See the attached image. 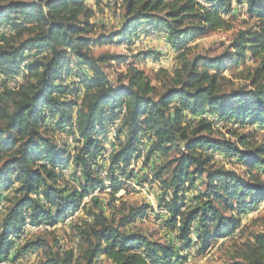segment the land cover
Here are the masks:
<instances>
[{"label":"trees","instance_id":"16d2710c","mask_svg":"<svg viewBox=\"0 0 264 264\" xmlns=\"http://www.w3.org/2000/svg\"><path fill=\"white\" fill-rule=\"evenodd\" d=\"M234 1L125 0L120 28L96 35L89 0H0V27L13 33L0 40V262L43 250L46 257L37 264H97L100 257L111 264H182L190 258L185 251L204 253L243 231V216L264 201V144L254 142L253 132H237L248 125L264 131V0H237L246 4V26L223 53L186 58L199 37L233 28ZM152 32L172 49H184V61L173 74L163 71L160 87L129 55L93 53L105 43L129 49ZM111 62L126 64L125 81L109 78L104 66ZM233 65L246 66L249 84L226 91L221 79ZM204 113L237 130L231 138L221 134L215 121L200 118ZM120 117L108 165L105 136ZM56 133L72 136L76 147L58 143ZM142 145L144 165L155 155L175 153L150 169L160 185L156 200L166 211L164 227L179 246L134 228L154 210L151 203L129 207L118 220L114 209L107 213L128 182H149L131 168ZM217 154L242 170L214 166ZM108 188L111 200L93 195L83 202ZM78 211L82 224L70 225L80 237L81 256L54 251L41 235L18 248L15 239L29 224L55 227ZM228 264H264V232L253 233Z\"/></svg>","mask_w":264,"mask_h":264},{"label":"rangeland","instance_id":"374dc122","mask_svg":"<svg viewBox=\"0 0 264 264\" xmlns=\"http://www.w3.org/2000/svg\"><path fill=\"white\" fill-rule=\"evenodd\" d=\"M89 4L95 8V16L92 21L97 24L96 35L103 33H110L114 30L120 28L123 16L125 13V0H89ZM234 4V14L235 18L231 19V24L233 26L230 30H217L202 37H199L197 40L190 44L191 50L188 52L186 58L192 59L197 54L210 55L215 56L223 53L226 48L231 44L236 32L241 28L245 27L244 21L247 19V7L244 3H239L237 0L233 2ZM233 14V13H232ZM228 18V17H227ZM7 27L2 25L0 27V31H4ZM8 29V28H7ZM9 30V29H8ZM156 32H152L148 36H144L145 44L142 47L140 44H137L140 38H136L134 40L131 48H127L125 44L118 43H105L100 46L93 47V53L98 56L105 52L110 53H120L130 56L129 62H135L136 66L141 68L153 81V84L160 87L162 85L163 79L165 78V74H173L175 69L182 64L184 59L179 57V54L184 50H174L170 46L169 49L162 51V46L164 45V40L159 38L158 33L154 35ZM6 34L7 36H11L13 33L9 31V33H0L1 35ZM5 35V36H6ZM157 38L155 42L152 39ZM142 52H151L152 55L147 58L140 56L138 58H134L135 54H139ZM249 66H253L251 62L248 63ZM105 70L109 78L114 82V84H118L122 81H125L124 75L127 72L126 64H119L117 62H111L105 64ZM165 70L166 73H163ZM24 77H26V73H24ZM245 74H247L245 65H233L230 66L223 73V79H221V86L223 90H231L232 88H238L242 85L249 84L245 79ZM18 81H25L22 76L19 77ZM1 82V81H0ZM11 86L15 87L14 83H11ZM202 114L201 116L205 115ZM210 116H215L216 128L218 132L221 134H226L228 137H232L230 132L237 130L231 124L222 123L219 121V118L216 115L209 114ZM119 119V118H118ZM212 120V118H208ZM122 122V121H121ZM121 125V124H120ZM120 125L116 128L115 124H111L110 129L105 136V140L107 143L106 154L109 151L114 150L113 146L109 144V141L113 143L116 139L117 130ZM114 126L115 131L112 129ZM238 133H247L253 132L254 134V142L257 144H264V131L258 125H248L244 126V128H240L237 131ZM123 136V135H122ZM120 136V138L122 137ZM54 139L60 143L61 145H65L67 143L72 144V147H76V144L73 143L72 136H66L64 134L56 133ZM72 139V140H71ZM120 143V140H118ZM143 151L141 152V158H139L136 165H131V168L136 172H140V174H144L148 176L147 185L149 190L144 192L141 188L143 185H138L134 181H130L126 184L125 188L120 190L117 193L118 200L112 205L111 209L108 210V214H112L111 210L114 209L116 220H118L122 214L127 213V210L131 206H139L145 203H151L154 207L153 211H149L148 214L144 217L139 218L135 224L134 228L146 234L153 240L159 241H169L175 240V233L170 232L168 229L164 227V218L166 217V213L161 212L157 207L156 197L160 193V185L158 182H152L153 172L150 167L159 168L166 164L169 160H171L175 153H172L168 157L161 156H153L148 165H144V155L146 152L145 147L143 146ZM112 155V154H111ZM106 158V157H105ZM110 160V158H109ZM109 165V162L107 161ZM214 166L220 167L224 166L228 169H233L237 171H241L242 169L236 166L230 159L226 158L224 155L217 154L215 156ZM67 170V169H66ZM65 174L68 176V172ZM71 173V169L69 168ZM169 176V172L165 174V177ZM142 177V176H140ZM108 185V182H106ZM112 188H108L105 192L100 193L99 190H95L93 193H98L102 200H111L110 193ZM191 194H196L195 191H192ZM151 195V198L154 199L155 203H152L147 196ZM89 200H83V202H89ZM6 207L5 203L1 204V208ZM114 214V213H113ZM82 211L76 212L73 216L69 217L64 223H60L55 227L48 226L39 227L38 229H33L32 227H36L35 225H28V228L25 232L20 236V238H16V243L19 246L24 243L35 239L37 235H41L45 237L49 241L50 247L53 248L54 251H67L74 250L76 256L82 255L81 241L80 237L77 235V231L71 227L70 224L81 223L83 218ZM85 218V217H84ZM83 218V219H84ZM145 218V221L143 220ZM243 231L236 232L233 236L228 238L227 240L216 241L212 248L204 253H199L197 248H192L184 252V254L188 255L190 258L182 264H228L231 261L235 260L236 250L241 248L245 242H247L250 238H252L253 233L264 232V201L261 203L259 208L254 212L248 214L247 216H243ZM63 224V225H62ZM241 227V229H242ZM42 228V229H41ZM40 229V230H39ZM131 227H128L130 230ZM32 230V231H31ZM44 230V231H43ZM196 240V239H194ZM178 246L180 242L175 240ZM17 246L14 248L13 252L17 250ZM46 257V253L43 250H34L28 253L22 254L18 259L12 260L11 257L2 261L0 264H37L41 260H44ZM82 264H85L84 260ZM97 264H111L104 257H100L97 261Z\"/></svg>","mask_w":264,"mask_h":264},{"label":"built area","instance_id":"2783aa9c","mask_svg":"<svg viewBox=\"0 0 264 264\" xmlns=\"http://www.w3.org/2000/svg\"><path fill=\"white\" fill-rule=\"evenodd\" d=\"M9 31H11V30H8V29H5L4 31H0V33H9ZM156 40H159V39H157V38H155L154 37V39H152V41H156ZM145 41L146 40H144V37H140V39L138 40V42H137V44H140L142 47L144 46V44H145ZM170 48V45L167 43V42H165L164 41V45L162 46V51H164V50H167V49H169ZM200 118H212V120L213 121H215V116H210L208 113H206L205 115H203V116H201ZM112 129L114 130V126L112 127ZM74 143V142H73ZM110 143H112L111 142V140L109 141V144ZM141 147H143V145L141 146ZM143 153H144V150H143ZM106 159V161H110L109 160V157L108 158H105ZM136 163H138V162H134L133 161V163L131 164V165H136ZM69 174H70V170H68V176H69ZM144 192H146L147 193V191H149V190H146V188H141ZM98 193H95V195H97ZM150 200H148L149 202L151 201L152 203H155V201H154V199L153 198H151V195H148L147 196ZM4 203V202H3ZM161 212H163V213H166V211L165 210H160ZM45 226H49V225H45ZM25 234H26V232H25ZM1 263V262H0Z\"/></svg>","mask_w":264,"mask_h":264},{"label":"bare ground","instance_id":"6f19581e","mask_svg":"<svg viewBox=\"0 0 264 264\" xmlns=\"http://www.w3.org/2000/svg\"><path fill=\"white\" fill-rule=\"evenodd\" d=\"M5 26V25H4ZM2 27V26H1ZM4 29V28H3ZM7 29V28H6ZM5 30V29H4ZM154 35H157L156 33H154ZM27 62V61H26ZM122 121V117H120L119 119H117L113 124H115L116 128L121 124ZM115 131V128H114ZM72 140V139H71ZM142 151H143V147H141ZM113 153V150L109 151L108 154H106V158H110L111 154ZM66 172H68V169L66 170ZM143 188H149V186L147 185V183L143 184ZM94 194L86 196L84 198V200H89V198H91ZM143 220L145 221V218H143ZM63 225V224H62ZM31 227V226H30ZM39 227H43V225L41 226H36V227H32L33 229H38ZM48 227V226H46ZM42 229V228H41ZM40 230V229H39ZM32 231V230H31ZM44 231V230H43Z\"/></svg>","mask_w":264,"mask_h":264}]
</instances>
